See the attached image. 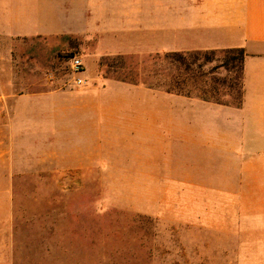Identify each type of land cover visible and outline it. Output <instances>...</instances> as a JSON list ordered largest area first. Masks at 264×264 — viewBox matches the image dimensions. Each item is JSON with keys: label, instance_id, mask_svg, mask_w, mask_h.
I'll use <instances>...</instances> for the list:
<instances>
[{"label": "crops", "instance_id": "crops-1", "mask_svg": "<svg viewBox=\"0 0 264 264\" xmlns=\"http://www.w3.org/2000/svg\"><path fill=\"white\" fill-rule=\"evenodd\" d=\"M234 49L239 107L208 100V78L168 91L115 71ZM20 179L155 183L188 198L211 264H264V0H0V181ZM14 203L0 188V264L20 253Z\"/></svg>", "mask_w": 264, "mask_h": 264}, {"label": "rangeland", "instance_id": "rangeland-1", "mask_svg": "<svg viewBox=\"0 0 264 264\" xmlns=\"http://www.w3.org/2000/svg\"><path fill=\"white\" fill-rule=\"evenodd\" d=\"M206 56H198V64L204 65L196 74L197 88L207 78L239 77L224 67L209 76L222 64L224 54L216 53L210 63H204ZM163 59L149 60L148 69L136 66L115 71L126 79H146L156 86L164 83V88L173 78H186ZM20 66L22 76L27 74L33 81L48 71L26 61ZM64 66L60 72L66 73ZM111 167L115 173L120 172L116 168H124ZM151 185L158 189L146 181H0V188L13 190L21 216L17 222L20 253L13 256V264H211L204 256L203 229L190 228L188 198L146 195ZM41 205L48 206L46 213L38 208Z\"/></svg>", "mask_w": 264, "mask_h": 264}, {"label": "trees", "instance_id": "trees-1", "mask_svg": "<svg viewBox=\"0 0 264 264\" xmlns=\"http://www.w3.org/2000/svg\"><path fill=\"white\" fill-rule=\"evenodd\" d=\"M224 54L223 62L219 66H215L210 72L209 75H213L219 68L224 67L230 74L236 72L239 74L237 79H234L232 76L221 80L215 77H212L208 81L207 85L210 89V92L202 91L206 95V98L210 101H214L220 104L227 105H242V95H243V65L245 60V50L244 49H234L227 50L222 52ZM200 53H189V54H166L163 56V60L168 63L172 68L176 67L183 73L186 78L181 80L180 77L173 78L171 83L166 86L168 91H173L179 89L180 91L184 90L189 85L196 86L197 71H200L203 68L204 64H198ZM206 59L204 63H210L215 60L216 52L206 53ZM202 76V75H201ZM220 86L223 91H220ZM240 87V89H238ZM208 93H211V96L208 97Z\"/></svg>", "mask_w": 264, "mask_h": 264}, {"label": "built area", "instance_id": "built-area-1", "mask_svg": "<svg viewBox=\"0 0 264 264\" xmlns=\"http://www.w3.org/2000/svg\"><path fill=\"white\" fill-rule=\"evenodd\" d=\"M71 68H72L73 73L79 74L83 68V63H82L81 59H79L77 57H73L71 59ZM76 84L78 86H82V85L86 84V81L83 80L82 78H78V79H76Z\"/></svg>", "mask_w": 264, "mask_h": 264}]
</instances>
